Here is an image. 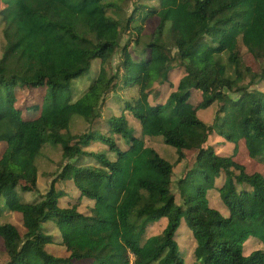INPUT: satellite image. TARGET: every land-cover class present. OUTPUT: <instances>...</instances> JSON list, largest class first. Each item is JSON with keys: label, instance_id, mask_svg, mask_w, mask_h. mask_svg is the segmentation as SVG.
<instances>
[{"label": "trees", "instance_id": "trees-1", "mask_svg": "<svg viewBox=\"0 0 264 264\" xmlns=\"http://www.w3.org/2000/svg\"><path fill=\"white\" fill-rule=\"evenodd\" d=\"M158 1L157 8L135 4L121 19L131 0H1L0 211L3 198L8 212L21 215L24 231L0 225L4 264H187L176 243L182 220L196 245L191 264H264V175L234 161L243 141L248 156L264 165V92L256 88L264 83V0ZM156 16L160 22L149 42L132 52ZM166 22L171 44L156 37ZM124 35L129 39L121 44ZM239 40L256 69L234 50ZM117 53L122 87L140 86L124 110L138 121L141 134L176 148V163L189 152L192 163L175 183L173 165L129 131L123 116L105 125L124 139L125 150L96 132L63 134L74 114L98 117L120 81L117 75L104 79L102 69L81 99L70 102L63 92L92 61L108 63ZM175 67L182 77L167 103L148 104L144 85L151 77L167 81ZM17 87L29 93L47 88L48 99L23 115L15 108ZM215 103L212 123L206 124L197 112ZM168 105L171 112L164 116ZM211 136L222 137L232 151L217 153L207 145ZM99 138L113 160L86 150ZM46 143L60 146L67 163L40 194L35 160ZM87 159L94 165L85 164ZM57 181L73 183L76 203L60 206L66 192L56 189ZM211 191L219 194L227 216L210 207ZM18 192L38 199L22 201ZM83 199L93 202L88 214L78 212ZM161 218L166 228L147 238L150 225ZM50 222L66 257L46 251L55 243L44 230ZM250 238L263 248L244 255Z\"/></svg>", "mask_w": 264, "mask_h": 264}, {"label": "rangeland", "instance_id": "rangeland-1", "mask_svg": "<svg viewBox=\"0 0 264 264\" xmlns=\"http://www.w3.org/2000/svg\"><path fill=\"white\" fill-rule=\"evenodd\" d=\"M135 4H144L149 7L157 8L159 5L158 0H131L126 7L123 8V11L120 13L121 19H125L132 11L133 6ZM4 5L0 0V10L3 9ZM164 12H161V14ZM108 15L113 18H118L114 11H108ZM160 18L156 16L153 19H150L146 24L144 30V36L140 39V45L131 46V51L141 50L143 48V44L149 42L150 35L155 31L158 23L160 22ZM124 21V20H122ZM169 30H170V22H166L160 34H157L158 42L161 40L165 42V44H171L169 39ZM2 25L0 24V41L2 34ZM161 35V36H160ZM161 37V39H160ZM129 39V35H124L121 41V44H124ZM234 50L239 51V54L243 57V63L245 66H249L252 69H256L253 65L252 58L248 55L245 48H243L240 40L236 43ZM0 52H1V42H0ZM175 52V51H174ZM120 54L117 53L111 61L108 63H102L99 60H94L91 62L90 69L87 73L82 76L73 79L69 84V89L63 92V96L69 98L70 102H75L81 99L90 89V87L94 84V82L100 77V72L103 69L104 79H109L112 76L117 75L116 80L120 81L121 73H119L120 66ZM181 72L174 68V71L169 75L167 81L162 82L160 79L156 77H151L148 82L144 85V90L148 91L147 102L150 105H155L156 103L166 104L169 95L175 91L178 81L180 80ZM247 79L245 80V83ZM96 84V83H95ZM257 89L264 92V83L256 86ZM140 86L136 85L133 87H122V81L117 83L114 88V91L109 93L105 100L102 101L101 108L99 110V116L96 118H90L86 120L85 118L79 115H72L70 117V124L67 131L63 132V134H71V135H80L86 132H96L99 136L110 137L117 145L120 150L126 149V144L124 143V139L120 138L118 135L113 133H108L105 125L106 120L115 116H123L126 119L128 130L131 131L136 137L142 139L145 143L146 147L154 149L163 159H165L168 163L173 165V175L172 182L175 183L182 175L184 169L191 165L192 160L188 159L189 152H185V159L180 163H176L178 158V151L176 148H173L167 144H165L161 137H147L141 134L140 125L136 119H134L133 115L129 111L124 110L125 102H131L133 99L137 98L139 95ZM17 103L15 104V108L22 112L23 115H29V109L34 107L35 104L37 106H41L45 100L46 94L48 93L47 88L35 89L31 93L27 90H22L17 87ZM200 101V93L196 95L191 100V104L196 106ZM218 108V105L215 103L204 110H199L197 112V117L206 124H211L214 118L215 112ZM172 106L168 105L164 111V116H168L171 112ZM38 114V112H37ZM36 114V115H37ZM207 145H214L217 153L229 154L233 145L229 143H224L222 137L220 136H211L208 140ZM5 147L4 143H0V154ZM89 152L95 153H105L106 156L110 159H114L113 153H109L106 145L102 144L101 139H97L94 143L86 149ZM234 161L238 164L243 165L247 172L254 173L258 172L264 175V165L257 163L255 160L251 159L248 156L246 147L241 141L239 143V149L237 155L234 157ZM37 167V190L40 194L45 193L51 181L57 176L60 169L63 167L67 161L62 158V150L60 146H54L51 144H44L41 148L38 157L35 160ZM85 164L94 165L92 160H85ZM223 179L217 180V186L222 184ZM57 190H63L66 192V197L60 200V206L62 208L67 207L70 204L76 203L79 198L78 191L74 188L72 182H63L57 181L55 184ZM175 192V188L173 189ZM20 199L22 201H36L38 199L37 194L35 193H26L21 194ZM209 204L210 207L216 209L224 216H227L226 210L223 208L219 194L216 191L209 192ZM24 199V200H23ZM178 196H176V203H179ZM93 202L87 201L83 199L81 204L78 207V212L83 214H88L89 209L92 207ZM10 223L18 228L20 233H23V227L21 222V215L18 213H10L5 209L4 199L1 200V211H0V225ZM167 226V220L165 218H161L157 221H154L152 225L148 228L145 236L148 238L152 235L160 234ZM44 230L49 235L55 237V243L46 248V251L55 257H66L67 253L60 245L61 239L58 230L53 225V223H47L44 225ZM176 243L181 252L185 253V261L187 264H191L193 262V252L195 249V241L193 239L192 232L190 228L186 225L184 220L181 221L180 225L176 230ZM261 244L255 240L254 238H250L243 247L244 255H249L252 251L262 249ZM6 259L3 241L0 238V264H4Z\"/></svg>", "mask_w": 264, "mask_h": 264}]
</instances>
